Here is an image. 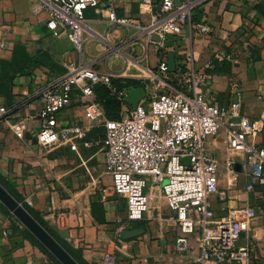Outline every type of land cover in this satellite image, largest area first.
Returning a JSON list of instances; mask_svg holds the SVG:
<instances>
[{
	"label": "crops",
	"instance_id": "0c3cea01",
	"mask_svg": "<svg viewBox=\"0 0 264 264\" xmlns=\"http://www.w3.org/2000/svg\"><path fill=\"white\" fill-rule=\"evenodd\" d=\"M40 2L0 0V108L6 111L0 117V184L42 227L52 229L57 239L77 250L86 264H195V237L190 239L191 253L174 251L181 233L157 187L150 184L146 190L149 203L143 219L126 220L124 201L113 193L104 169L103 125L87 120L86 101L79 92L72 94L70 105L57 116L59 128L85 129L76 149L39 147L41 91L77 63L120 73L125 81L138 83L127 85L128 90H144L147 70L155 69L159 61L167 63L172 54L174 69L183 64L206 76L204 93H212L217 104L239 101L241 115L255 119L264 112V0L199 2L180 34L168 36L161 50L145 44L147 37L140 28L151 21L161 0H99L97 9L85 11L80 53L64 34L54 37L47 30V14ZM110 12L132 24L112 26ZM195 25H206L210 32L202 34ZM138 35L140 42L135 41ZM218 54L229 69L208 73ZM113 84L120 88L119 80ZM123 105L120 115L125 107L132 109L126 101ZM247 141L264 148L261 136ZM205 147L219 164L218 193L209 199L211 225L247 221L237 244L251 247L248 264H264V187L247 190L251 182L247 157L227 148L225 129L207 139ZM6 211L0 204V264H54ZM139 227L142 235L120 238L121 231Z\"/></svg>",
	"mask_w": 264,
	"mask_h": 264
},
{
	"label": "built area",
	"instance_id": "2783aa9c",
	"mask_svg": "<svg viewBox=\"0 0 264 264\" xmlns=\"http://www.w3.org/2000/svg\"><path fill=\"white\" fill-rule=\"evenodd\" d=\"M47 14L46 28L54 37L64 34L80 53L84 45L85 11L97 9L99 0H40ZM205 0H161L151 21L141 26L147 37L145 44L161 50L168 36L180 34L192 9ZM112 26L125 27L131 21L108 14ZM207 34L206 25L194 26ZM156 37L157 39H153ZM140 36L135 41L140 42ZM115 52H120L112 47ZM222 61V55L215 57ZM144 96L136 107L118 119L106 118L95 98V88L104 86L125 103L128 89L120 73L98 71L91 64H72L66 73L41 91L44 104L39 108V130L36 140L44 150L68 145L76 149L85 129L79 125L58 127V114L70 105L72 94L79 92L85 99V117L104 128V169L110 175L113 193L123 199L126 220L139 222L148 210L147 188L157 187L167 211L173 214L181 236L174 241V251L181 255L192 252L191 237L197 243L195 264H248L251 247L238 246L247 221H224L211 225L209 199L218 193L219 164L208 153L205 142L222 129L227 136V148L247 157L250 175L248 191L264 187V148L248 138L264 139V112L255 119L240 113V102L214 101L212 93H204L206 76L194 68L179 64L170 72L165 60L155 69H148ZM120 81L118 89L113 80ZM6 114L0 108V117ZM187 158L184 163L182 159ZM229 171L233 164L228 162Z\"/></svg>",
	"mask_w": 264,
	"mask_h": 264
},
{
	"label": "water",
	"instance_id": "95a60500",
	"mask_svg": "<svg viewBox=\"0 0 264 264\" xmlns=\"http://www.w3.org/2000/svg\"><path fill=\"white\" fill-rule=\"evenodd\" d=\"M168 69L174 71L173 55L168 56ZM125 99L128 106L136 107L138 102L144 96L143 88H132L127 92ZM184 163L188 162L187 158L182 159ZM0 204L29 232L59 264H78L73 257L27 212V210L16 201L9 192L0 184ZM144 230L142 228H134L131 230H123L120 233L122 240L136 238Z\"/></svg>",
	"mask_w": 264,
	"mask_h": 264
},
{
	"label": "trees",
	"instance_id": "16d2710c",
	"mask_svg": "<svg viewBox=\"0 0 264 264\" xmlns=\"http://www.w3.org/2000/svg\"><path fill=\"white\" fill-rule=\"evenodd\" d=\"M230 64L227 62H218V61H213L211 67L207 70L208 73H212L215 71H222V70H226L229 69ZM137 82L134 80H127L126 81V85L128 86H137ZM95 94H96V100L101 104L105 116L107 119L109 120H114V119H118L119 118V113L122 111L123 108V103H121L120 101H118L114 95L109 91L108 88L104 87V86H98L95 88ZM9 192V191H8ZM27 212L41 225V223L37 220V218L32 214V212H30L25 206H23ZM7 212V211H6ZM8 213V212H7ZM9 214V213H8ZM10 215V214H9ZM42 226V225H41ZM44 228V227H43ZM21 232L23 233V235L29 239L33 244L37 245L40 249H42L43 251H45L49 257L52 258V260L54 261V264H59L46 250L45 248L33 237L29 234V232L27 230H25L22 227ZM57 241L62 242L61 240L57 239ZM60 244V243H59ZM63 247H65L63 244H61ZM72 252L76 253L75 255L70 254L73 259L78 263V264H86L84 262V260L82 259L80 253H78L77 250H72Z\"/></svg>",
	"mask_w": 264,
	"mask_h": 264
},
{
	"label": "rangeland",
	"instance_id": "374dc122",
	"mask_svg": "<svg viewBox=\"0 0 264 264\" xmlns=\"http://www.w3.org/2000/svg\"><path fill=\"white\" fill-rule=\"evenodd\" d=\"M126 108V111H124L122 114H125L127 111H129V108L128 107H125ZM120 116V114H119ZM55 240H56V235L54 234V231L52 229H49L48 227L44 228ZM57 241V240H56ZM58 243L63 244L65 247H62L69 253V254H72V255H75L76 256V253L75 252H72L71 251V248L65 243V242H59L57 241Z\"/></svg>",
	"mask_w": 264,
	"mask_h": 264
}]
</instances>
